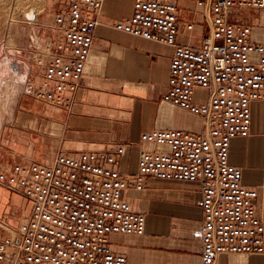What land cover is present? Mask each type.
Returning a JSON list of instances; mask_svg holds the SVG:
<instances>
[{"label":"built area","instance_id":"obj_1","mask_svg":"<svg viewBox=\"0 0 264 264\" xmlns=\"http://www.w3.org/2000/svg\"><path fill=\"white\" fill-rule=\"evenodd\" d=\"M105 0H45L56 36L47 46L42 75L25 79V93L70 109ZM210 29L197 45L177 41V0H132L129 18L114 28L173 48L163 102L198 118L200 129H153L139 140L134 172L124 173V145L112 151L58 152L52 162L6 163L0 185L30 204L15 228L4 225L0 264H129L114 252L113 234L142 236L145 218L124 199L148 178L197 182L201 210V264L223 254L264 252V224L256 213L257 191L241 183L229 161L231 142L250 132L254 102L264 103V45L251 28L228 20L229 12L261 10L264 0H198ZM194 23L183 34L191 37Z\"/></svg>","mask_w":264,"mask_h":264},{"label":"crops","instance_id":"obj_2","mask_svg":"<svg viewBox=\"0 0 264 264\" xmlns=\"http://www.w3.org/2000/svg\"><path fill=\"white\" fill-rule=\"evenodd\" d=\"M198 0H177V41L197 45L210 29ZM132 0H105L98 13L93 44L70 109L24 96L0 126V169L6 163L48 164L58 152L112 151L124 145L121 169L136 170L142 133L153 129L198 131L195 116L163 102L173 48L114 28L132 14ZM228 20L251 28L253 42L264 45V8L235 9ZM193 22L191 37L183 34ZM23 80L25 79L22 76ZM249 135L231 142L229 161L242 170L241 183L257 191L256 213L264 224V103L251 105ZM200 184L148 178L142 191L125 190L124 199L145 218L142 236L113 234L114 252L129 264H201ZM29 202L0 185V237L28 216ZM215 264H264L259 254H223Z\"/></svg>","mask_w":264,"mask_h":264},{"label":"rangeland","instance_id":"obj_3","mask_svg":"<svg viewBox=\"0 0 264 264\" xmlns=\"http://www.w3.org/2000/svg\"><path fill=\"white\" fill-rule=\"evenodd\" d=\"M24 6L33 9L31 18L21 13ZM50 12L45 0H0V88L6 80L15 81L14 85L10 83L1 113L14 107L19 109L25 95L34 98L25 93V82L39 80L43 69L39 62L47 57L45 50L56 36Z\"/></svg>","mask_w":264,"mask_h":264},{"label":"bare ground","instance_id":"obj_4","mask_svg":"<svg viewBox=\"0 0 264 264\" xmlns=\"http://www.w3.org/2000/svg\"><path fill=\"white\" fill-rule=\"evenodd\" d=\"M11 82H9L8 80L4 81L2 84V87L0 88V108H2V106H3L2 104L4 102V97L5 96L7 97L9 95V87H10ZM14 83H15V81H13V83H11V84L14 85ZM7 112H8V109L6 110L5 113H1V111H0V125H1V122L3 119V115L6 114Z\"/></svg>","mask_w":264,"mask_h":264},{"label":"water","instance_id":"obj_5","mask_svg":"<svg viewBox=\"0 0 264 264\" xmlns=\"http://www.w3.org/2000/svg\"><path fill=\"white\" fill-rule=\"evenodd\" d=\"M20 11L27 18H31L33 16V9L29 6L22 7Z\"/></svg>","mask_w":264,"mask_h":264}]
</instances>
